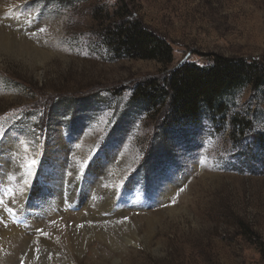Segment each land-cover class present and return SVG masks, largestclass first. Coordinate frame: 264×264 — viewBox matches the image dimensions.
<instances>
[{"label": "rangeland", "instance_id": "374dc122", "mask_svg": "<svg viewBox=\"0 0 264 264\" xmlns=\"http://www.w3.org/2000/svg\"><path fill=\"white\" fill-rule=\"evenodd\" d=\"M16 1L0 6V27L32 49L0 51V264H50L48 226L64 216L31 194L64 185V209L79 203L65 218L87 226L178 210L164 211L152 244L137 229L135 252L72 255L71 264H264V87L229 93L225 113L168 137L161 115L130 100L136 85L183 63H263L264 0ZM117 9L166 40L169 64L112 52L104 29ZM241 120L243 133L233 132Z\"/></svg>", "mask_w": 264, "mask_h": 264}, {"label": "trees", "instance_id": "16d2710c", "mask_svg": "<svg viewBox=\"0 0 264 264\" xmlns=\"http://www.w3.org/2000/svg\"><path fill=\"white\" fill-rule=\"evenodd\" d=\"M130 11L118 9L104 29L107 45L119 58L155 60L167 65L172 50L164 38L130 17ZM264 87V62L216 56L207 66L183 63L161 80L136 85L131 105L162 118L159 133L182 131L196 125L202 116H217L227 111L226 96L236 90ZM93 101V100H92ZM155 120V119H154ZM158 121V122H159ZM243 121L232 124L233 132L243 133ZM261 147L263 141H256ZM261 154L264 151L260 150Z\"/></svg>", "mask_w": 264, "mask_h": 264}, {"label": "bare ground", "instance_id": "6f19581e", "mask_svg": "<svg viewBox=\"0 0 264 264\" xmlns=\"http://www.w3.org/2000/svg\"><path fill=\"white\" fill-rule=\"evenodd\" d=\"M17 3H18V1H16V0H0V6L5 5V4L6 5H12V4H17ZM5 17L7 18V16H5ZM2 21H3V19H2ZM14 45H17L18 47H26L25 51H28V49H32V46L30 44V39L16 35V34L10 32L9 30H7L3 27H0V51H5L7 53H10L14 49ZM8 166L10 168H14V164L12 162H10ZM64 171H65V169H64ZM109 173H111V172H109ZM62 176H63V174H62ZM107 177H108V174H107ZM38 178H39V176H38ZM52 181H54V180H52ZM62 181H63V179H62ZM61 184L63 185V183H61ZM67 186H69V185H67ZM53 189H54V187H53ZM74 189H76V188H74ZM105 189H108V188H105ZM43 190L45 192H43ZM90 191L91 190H89L88 193ZM72 194H74V193H72ZM72 194L69 195L70 196L69 198H71V199L73 198ZM31 196H35L39 200V202H41L42 204L51 205L53 210L57 209L59 211L60 215L64 216V218H62L61 220H59V219L53 220V222L50 224V226H48V227H50V238H52V241L55 243V247L49 250L51 255L50 256L45 255L43 260L46 262H49L50 264H52V262H56V261H58V264H71L72 260L69 261V259L67 257L70 258V256H72V255H78L80 257V260H81L86 255H93L94 254V255H100V257H101V256H104L103 254H105L108 257V255H110L111 253L121 252V255L123 257H125L128 254L127 251H129L130 249L133 252H135L134 249L137 246V239H136L137 229H143V230H145V232H148L145 243L147 242L148 244H152L154 236H156V234L154 232L155 228L161 226L164 223V217H165V215L163 214L164 211H168L169 215H176V212L178 211L175 207H173L174 205H170L164 209L162 208L161 210L156 211L155 214H147L144 216H137V217L125 215L124 217L118 218L116 220H111V221H108L105 218H103L107 221L104 224L99 223V224H94L93 226H87L85 224H80L81 222L76 223V222L68 219L69 217H72L71 216L72 212H70V211L74 210V208L79 206V203L77 201H73L69 206H67L68 208L64 209L63 206L66 204L64 203V198L62 196V193H60L58 191H49L48 189H44L41 187L33 188ZM110 196H111V194L109 192H107V193L104 192L103 198L109 202L111 199ZM78 199H80V198H78ZM90 203H91V201H90ZM103 209H105V208L103 207ZM99 210H101V209H99ZM58 211H57V213H58ZM49 215H51V214H49ZM54 215H55V213H54ZM98 215H99V213H98ZM66 216H69V217L65 218ZM59 218H61V217H59ZM10 229L11 228H8L7 231H10ZM5 230H6L5 228L0 227V235L4 234ZM153 232H154V234H152ZM46 234H48V233H46ZM0 238H1V236H0ZM25 242H26V240H25ZM30 246H32V245H30ZM93 247H96V248H93ZM99 248H101L102 251L99 250ZM108 251H110V252H108ZM37 262H38V260H37ZM35 264H37V263L35 262ZM114 264H121V262L115 261Z\"/></svg>", "mask_w": 264, "mask_h": 264}, {"label": "snow or ice", "instance_id": "6c2138e0", "mask_svg": "<svg viewBox=\"0 0 264 264\" xmlns=\"http://www.w3.org/2000/svg\"><path fill=\"white\" fill-rule=\"evenodd\" d=\"M40 31H42V32H43V31H44V29H40ZM31 164H32V165H34V164H35V161L33 160V161L31 162Z\"/></svg>", "mask_w": 264, "mask_h": 264}]
</instances>
